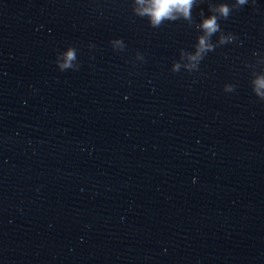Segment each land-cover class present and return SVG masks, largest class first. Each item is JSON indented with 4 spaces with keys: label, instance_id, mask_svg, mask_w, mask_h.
<instances>
[{
    "label": "water",
    "instance_id": "95a60500",
    "mask_svg": "<svg viewBox=\"0 0 264 264\" xmlns=\"http://www.w3.org/2000/svg\"><path fill=\"white\" fill-rule=\"evenodd\" d=\"M136 7L0 0V264H264V12Z\"/></svg>",
    "mask_w": 264,
    "mask_h": 264
},
{
    "label": "clouds",
    "instance_id": "9594fccd",
    "mask_svg": "<svg viewBox=\"0 0 264 264\" xmlns=\"http://www.w3.org/2000/svg\"><path fill=\"white\" fill-rule=\"evenodd\" d=\"M137 7L134 12L138 16H147L150 25L153 28L159 27L165 20L176 21L183 18L184 20L192 22V9L196 4V0H135ZM248 3V0H236V10ZM211 11L214 13L208 18L203 19L202 23L198 25L199 28L205 33L199 37L197 51L194 55H190L188 58L193 62H198L203 59L204 55L213 49V46L208 42L209 38L220 31V24L218 19H227L231 13L232 8L226 3L219 6L212 7ZM203 11H201V15ZM218 14V15H217ZM226 37H221V43L226 42ZM115 43L119 44L120 41ZM77 60L76 48L68 47L67 51L60 53L56 58V65L60 71L66 70H79V64L75 63ZM190 65L189 67H194ZM179 64L174 65V70H178ZM256 91L258 95L264 96V93H260L259 89L264 88V79H258L256 81ZM230 91L231 89H226Z\"/></svg>",
    "mask_w": 264,
    "mask_h": 264
}]
</instances>
